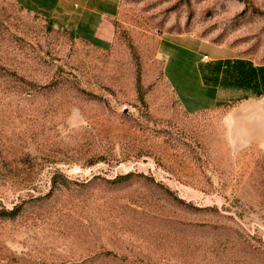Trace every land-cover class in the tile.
I'll use <instances>...</instances> for the list:
<instances>
[{
    "label": "rangeland",
    "instance_id": "rangeland-1",
    "mask_svg": "<svg viewBox=\"0 0 264 264\" xmlns=\"http://www.w3.org/2000/svg\"><path fill=\"white\" fill-rule=\"evenodd\" d=\"M259 67L264 0H0V264H264Z\"/></svg>",
    "mask_w": 264,
    "mask_h": 264
},
{
    "label": "crops",
    "instance_id": "crops-1",
    "mask_svg": "<svg viewBox=\"0 0 264 264\" xmlns=\"http://www.w3.org/2000/svg\"><path fill=\"white\" fill-rule=\"evenodd\" d=\"M98 13L100 14L99 15L100 16L99 25L97 27L98 34H99L98 38L100 40H102V41H109L111 39V32L113 31V25H112V23H111V21L109 19H112L114 14L113 13H107L106 11L98 12ZM215 59H217V58L209 56V60L208 61H202L201 58H200L199 62H201V63H208V62L212 63V61L215 60ZM208 68H210V67H208ZM202 79H203V77H202ZM204 84H205V82H204V79H203V85ZM206 88H212L213 90L216 91L218 96H220V95L221 96H227L226 99H222V100L221 99L219 100L218 96H217L216 100H215L216 103H214L212 106L218 104L219 102H223V101L229 100V97L231 96L229 91L226 93V90L223 91V88H220V86L212 85V83H210L209 87H206ZM222 94H224V95H222ZM251 99H253V98H251ZM246 100H248V99H246ZM246 100H244V101H246Z\"/></svg>",
    "mask_w": 264,
    "mask_h": 264
},
{
    "label": "trees",
    "instance_id": "trees-1",
    "mask_svg": "<svg viewBox=\"0 0 264 264\" xmlns=\"http://www.w3.org/2000/svg\"><path fill=\"white\" fill-rule=\"evenodd\" d=\"M206 64H207L206 68H208V67H214V66H210L211 63H209V62L206 63ZM257 70L261 72V71L264 70V67H259ZM229 89L230 90H233L236 93V95H234V93L232 91H229L230 94L233 93V96H235L234 97L235 99H240L242 97L249 96L248 92L244 94V90H245L244 86H241V85L240 86H237V85L236 86H229V87L224 88L223 91L224 90H229ZM257 94H259V93H257ZM9 214H14V211L10 212Z\"/></svg>",
    "mask_w": 264,
    "mask_h": 264
},
{
    "label": "built area",
    "instance_id": "built-area-1",
    "mask_svg": "<svg viewBox=\"0 0 264 264\" xmlns=\"http://www.w3.org/2000/svg\"><path fill=\"white\" fill-rule=\"evenodd\" d=\"M201 60L202 61H208L209 60V56L208 55H203L202 57H201Z\"/></svg>",
    "mask_w": 264,
    "mask_h": 264
}]
</instances>
